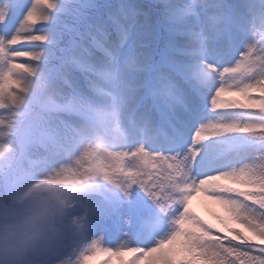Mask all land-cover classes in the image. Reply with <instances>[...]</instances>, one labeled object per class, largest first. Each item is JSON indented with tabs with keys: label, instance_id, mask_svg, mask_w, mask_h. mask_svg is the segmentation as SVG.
<instances>
[{
	"label": "snow or ice",
	"instance_id": "snow-or-ice-1",
	"mask_svg": "<svg viewBox=\"0 0 264 264\" xmlns=\"http://www.w3.org/2000/svg\"><path fill=\"white\" fill-rule=\"evenodd\" d=\"M92 6L0 0V161L22 182L78 183L69 161L87 128L122 141L112 187L91 186L101 199L74 213L54 260L264 264V0H164L158 60L124 42L127 17L83 18ZM194 197L219 209L214 222Z\"/></svg>",
	"mask_w": 264,
	"mask_h": 264
},
{
	"label": "clouds",
	"instance_id": "clouds-1",
	"mask_svg": "<svg viewBox=\"0 0 264 264\" xmlns=\"http://www.w3.org/2000/svg\"><path fill=\"white\" fill-rule=\"evenodd\" d=\"M43 179L22 182L14 162L0 161V264H64L54 255L77 234L74 213L83 189Z\"/></svg>",
	"mask_w": 264,
	"mask_h": 264
},
{
	"label": "rangeland",
	"instance_id": "rangeland-1",
	"mask_svg": "<svg viewBox=\"0 0 264 264\" xmlns=\"http://www.w3.org/2000/svg\"><path fill=\"white\" fill-rule=\"evenodd\" d=\"M129 32V41L126 44H134L136 46L137 43L134 41L135 32L132 30ZM21 60L22 58L15 62H20ZM100 129H102L103 132ZM86 131L88 139L79 145L69 161V166L75 169L74 172L69 174V179L70 181H79L78 183H69L81 186L83 189L77 197V212L85 208L91 212L94 203L101 199L99 192L92 190V185H99L100 191L112 187L107 182V179L111 176L112 172L115 171L117 160L111 153L119 151L120 149L117 146L122 142L121 138L114 133L111 128H87ZM97 136H100L102 139L97 141ZM89 144L97 149L95 154L89 151ZM192 208L198 215L209 220H213V212L219 211L216 206L203 201L200 197L193 198ZM100 235L103 236L104 233L100 232Z\"/></svg>",
	"mask_w": 264,
	"mask_h": 264
},
{
	"label": "trees",
	"instance_id": "trees-1",
	"mask_svg": "<svg viewBox=\"0 0 264 264\" xmlns=\"http://www.w3.org/2000/svg\"><path fill=\"white\" fill-rule=\"evenodd\" d=\"M86 2L93 6L84 10L83 18H94L97 15H101L107 19L112 13L120 14L122 19L127 17L126 22L129 25V29L135 32L134 41L137 43V51L141 53L147 52L155 59H159V54L165 49L169 38L168 31L163 27L164 16L162 13L164 11V0H86ZM173 2H182V0H173ZM226 2L234 3L237 0H226ZM108 5H112L113 7L109 9ZM121 5H125L126 7L122 9ZM77 14L74 12L64 17V22L69 26L74 25ZM111 35L115 42H120L115 27L111 30ZM129 36L130 32L124 41L125 43L129 41ZM174 44L178 48H187L188 41L185 36L179 35L175 38ZM141 45H145L146 47H142ZM25 59L22 58L20 62L16 63H22ZM77 79L81 86H85V81L82 77L78 76ZM100 130L103 132L102 129Z\"/></svg>",
	"mask_w": 264,
	"mask_h": 264
}]
</instances>
